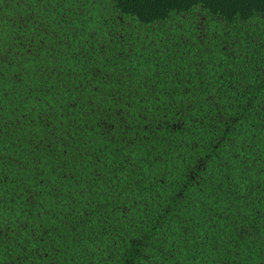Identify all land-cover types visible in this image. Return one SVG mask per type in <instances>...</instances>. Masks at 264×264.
<instances>
[{"label":"trees","instance_id":"obj_1","mask_svg":"<svg viewBox=\"0 0 264 264\" xmlns=\"http://www.w3.org/2000/svg\"><path fill=\"white\" fill-rule=\"evenodd\" d=\"M0 264H264V0H0Z\"/></svg>","mask_w":264,"mask_h":264},{"label":"rangeland","instance_id":"obj_2","mask_svg":"<svg viewBox=\"0 0 264 264\" xmlns=\"http://www.w3.org/2000/svg\"><path fill=\"white\" fill-rule=\"evenodd\" d=\"M198 18L193 21L194 24V30H199L196 36L197 40L199 43L203 45L204 48H208L209 45L211 44L212 40H214V30L211 29L209 32L208 30L205 29L206 24H205V16L201 14H197Z\"/></svg>","mask_w":264,"mask_h":264}]
</instances>
